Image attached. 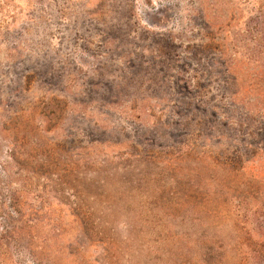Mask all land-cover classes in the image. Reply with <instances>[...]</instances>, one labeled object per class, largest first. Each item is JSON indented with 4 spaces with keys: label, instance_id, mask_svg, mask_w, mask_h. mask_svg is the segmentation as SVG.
Wrapping results in <instances>:
<instances>
[{
    "label": "rangeland",
    "instance_id": "obj_1",
    "mask_svg": "<svg viewBox=\"0 0 264 264\" xmlns=\"http://www.w3.org/2000/svg\"><path fill=\"white\" fill-rule=\"evenodd\" d=\"M108 261L264 264V0H0V264Z\"/></svg>",
    "mask_w": 264,
    "mask_h": 264
},
{
    "label": "trees",
    "instance_id": "obj_2",
    "mask_svg": "<svg viewBox=\"0 0 264 264\" xmlns=\"http://www.w3.org/2000/svg\"><path fill=\"white\" fill-rule=\"evenodd\" d=\"M138 184V181H134ZM137 188L135 185L129 187V189ZM88 200L92 201V205L78 211L76 215L81 219L84 224V228L89 232L90 237L94 240L101 241L105 244H114V239L109 234L108 224H111L113 217V208L115 204V196L109 197L107 200L100 199L98 196H88ZM96 204V205H95ZM98 205V206H97ZM205 247H203L204 249ZM154 253V252H153ZM157 253V250L155 251ZM203 253V259L205 258ZM115 256V254H113ZM116 257V256H115ZM205 261V260H204ZM107 264H113L108 261Z\"/></svg>",
    "mask_w": 264,
    "mask_h": 264
}]
</instances>
